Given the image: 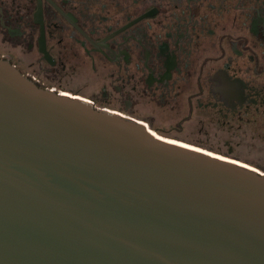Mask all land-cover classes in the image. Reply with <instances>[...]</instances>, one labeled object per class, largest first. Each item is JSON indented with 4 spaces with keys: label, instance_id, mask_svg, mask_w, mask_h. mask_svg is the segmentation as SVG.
Instances as JSON below:
<instances>
[{
    "label": "water",
    "instance_id": "1",
    "mask_svg": "<svg viewBox=\"0 0 264 264\" xmlns=\"http://www.w3.org/2000/svg\"><path fill=\"white\" fill-rule=\"evenodd\" d=\"M48 1L95 47L108 48L104 40L158 11L93 42L71 13ZM260 11L251 23L256 35ZM33 16L39 51L53 65L41 0ZM187 29L177 25L175 44ZM158 48L157 56H167L163 82L176 54L163 41ZM123 53L129 63L125 49L115 59L104 54L115 61ZM0 264H264V172L42 88L0 57Z\"/></svg>",
    "mask_w": 264,
    "mask_h": 264
},
{
    "label": "flooded vegetation",
    "instance_id": "2",
    "mask_svg": "<svg viewBox=\"0 0 264 264\" xmlns=\"http://www.w3.org/2000/svg\"><path fill=\"white\" fill-rule=\"evenodd\" d=\"M51 1L65 14L71 13L93 42L154 7L158 11L104 40L117 55L125 49L130 56L127 63L124 53L109 60L107 56L116 58L113 51L95 47L48 0H41L45 50L55 60L51 65L39 51L40 23L33 22L37 0H0L4 26L22 33L11 36L0 23V57L28 79L42 88L104 104L98 107L150 126L156 115H175L180 129L194 124L203 135L210 131L216 138L228 135L223 141L231 153L248 139L253 141L249 154L255 151L258 161L264 162V26L257 25V35L250 30L257 9L263 8L259 17L264 18V0ZM179 23H186L188 29L175 44ZM162 41L167 43L169 55L174 50L176 66L170 69V79L159 82V75L167 71V56H157ZM99 48L107 56L91 50ZM146 50L151 52L148 59ZM152 71L156 79L149 86L146 79ZM125 100L132 106L126 109ZM148 109H156V113ZM246 163L264 172L258 167L261 165Z\"/></svg>",
    "mask_w": 264,
    "mask_h": 264
},
{
    "label": "rangeland",
    "instance_id": "3",
    "mask_svg": "<svg viewBox=\"0 0 264 264\" xmlns=\"http://www.w3.org/2000/svg\"><path fill=\"white\" fill-rule=\"evenodd\" d=\"M104 104H96L95 106H103ZM153 112V114L156 113V109H148ZM158 110V109H157ZM179 119L175 115L167 116L166 114H159L156 115L155 118H152V125L150 126L151 129H154L159 134L173 138L178 141H182L186 144H190L192 146H196L202 149H206L208 151H211L213 153H217L220 155H223L221 153H218L220 151H223V153L230 155L231 157H228L226 155H223L225 157L234 159L236 158V161H241L242 163L247 164H255V165H261L258 166L260 169L264 170V162L258 161L259 156L256 155V152L254 151V155L249 154V150H251V143L253 141H249L248 139L243 140V144H241L240 147L235 148L234 151L231 153L228 151L227 146L224 144V139L228 138V135L224 134H218L220 136L219 138L214 137L215 133L213 131H210L208 135H203L204 133L199 132L197 129L198 127L194 124L191 126H187L184 129H180L179 125L177 124V121ZM175 126L176 128L172 130V127ZM247 141V142H245ZM228 152V153H227ZM233 157V158H232ZM239 159V160H237Z\"/></svg>",
    "mask_w": 264,
    "mask_h": 264
},
{
    "label": "bare ground",
    "instance_id": "4",
    "mask_svg": "<svg viewBox=\"0 0 264 264\" xmlns=\"http://www.w3.org/2000/svg\"><path fill=\"white\" fill-rule=\"evenodd\" d=\"M149 127H150V125L149 124H147ZM151 128V127H150ZM153 130V129H152ZM164 137H166V136H164ZM166 138H169V137H166ZM169 139H173V138H169ZM175 140V139H174ZM178 141V140H177ZM182 142V141H181ZM215 154H217V153H215ZM217 155H219V156H222V157H225V156H223V155H220V154H217ZM225 158H228V157H225ZM230 159V158H229ZM249 166H251V165H249ZM251 167H253V166H251ZM255 168V167H254Z\"/></svg>",
    "mask_w": 264,
    "mask_h": 264
}]
</instances>
